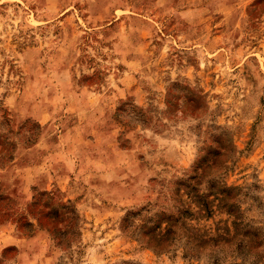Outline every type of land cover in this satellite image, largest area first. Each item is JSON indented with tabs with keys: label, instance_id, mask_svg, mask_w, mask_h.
<instances>
[{
	"label": "rangeland",
	"instance_id": "374dc122",
	"mask_svg": "<svg viewBox=\"0 0 264 264\" xmlns=\"http://www.w3.org/2000/svg\"><path fill=\"white\" fill-rule=\"evenodd\" d=\"M187 187L264 229V0H0V264H210Z\"/></svg>",
	"mask_w": 264,
	"mask_h": 264
},
{
	"label": "trees",
	"instance_id": "16d2710c",
	"mask_svg": "<svg viewBox=\"0 0 264 264\" xmlns=\"http://www.w3.org/2000/svg\"><path fill=\"white\" fill-rule=\"evenodd\" d=\"M118 114L120 113L118 112ZM120 119L126 118L120 116ZM194 178L196 176L191 177L190 180ZM191 191L193 189L188 188L186 195L191 204L194 205L195 210L190 212V210L184 209V214L180 217L179 227L175 226L176 219L168 220L165 231L169 238V244L174 243L178 231H183L186 234L185 241L187 243L191 242L203 250L211 248L210 251L213 256L210 264H222L221 258L218 257L220 246H226L232 251L231 259L239 261L237 264H264V229L253 226L252 221L244 215V212L236 204H229L227 194L224 196L221 194L222 199H219L217 194L212 192L210 196L214 198L207 204L203 194L195 193L192 195ZM255 201L257 199H254ZM254 205L259 208V205ZM67 208L68 206L65 205L64 209ZM76 216L77 219L80 217L77 213ZM216 216L218 220L214 222L213 226L201 225V223L209 222ZM54 235H57L55 238L57 246L64 250L66 248L65 235L60 233ZM184 250L186 251L187 248Z\"/></svg>",
	"mask_w": 264,
	"mask_h": 264
}]
</instances>
